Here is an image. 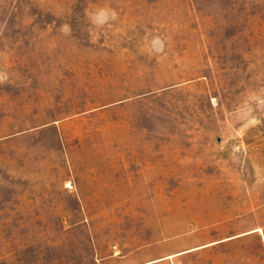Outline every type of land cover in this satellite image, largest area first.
Wrapping results in <instances>:
<instances>
[{"label":"rangeland","instance_id":"rangeland-1","mask_svg":"<svg viewBox=\"0 0 264 264\" xmlns=\"http://www.w3.org/2000/svg\"><path fill=\"white\" fill-rule=\"evenodd\" d=\"M264 264V0H0V264Z\"/></svg>","mask_w":264,"mask_h":264},{"label":"crops","instance_id":"crops-1","mask_svg":"<svg viewBox=\"0 0 264 264\" xmlns=\"http://www.w3.org/2000/svg\"><path fill=\"white\" fill-rule=\"evenodd\" d=\"M168 258H171V256H167V257H163V258H159V259H155V260H149V261L143 262L141 264H154V263H157V262L164 261V260H166ZM118 264H132V262L130 260L126 259L124 261H121Z\"/></svg>","mask_w":264,"mask_h":264}]
</instances>
